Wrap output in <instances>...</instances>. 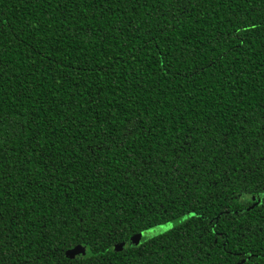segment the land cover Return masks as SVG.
<instances>
[{
  "label": "trees",
  "instance_id": "obj_1",
  "mask_svg": "<svg viewBox=\"0 0 264 264\" xmlns=\"http://www.w3.org/2000/svg\"><path fill=\"white\" fill-rule=\"evenodd\" d=\"M0 264H264V0H0Z\"/></svg>",
  "mask_w": 264,
  "mask_h": 264
},
{
  "label": "rangeland",
  "instance_id": "obj_2",
  "mask_svg": "<svg viewBox=\"0 0 264 264\" xmlns=\"http://www.w3.org/2000/svg\"><path fill=\"white\" fill-rule=\"evenodd\" d=\"M177 222H179V221L178 220H174V221H172L170 223H165V224H161V225L154 226V227H151L149 229H146V230L140 232L138 235H136L131 240L130 244L133 245V246L134 245H138V244L142 243L143 241L150 239L153 236L161 234L162 232L166 231L165 229L168 230L169 228H171L172 226L177 224ZM169 225L171 227H169Z\"/></svg>",
  "mask_w": 264,
  "mask_h": 264
},
{
  "label": "water",
  "instance_id": "obj_3",
  "mask_svg": "<svg viewBox=\"0 0 264 264\" xmlns=\"http://www.w3.org/2000/svg\"><path fill=\"white\" fill-rule=\"evenodd\" d=\"M114 249L116 251H119L122 249V245H117L114 247ZM67 256L70 259H81L83 256V247L78 245V246L74 247L73 249H70L69 251H67Z\"/></svg>",
  "mask_w": 264,
  "mask_h": 264
},
{
  "label": "snow or ice",
  "instance_id": "obj_4",
  "mask_svg": "<svg viewBox=\"0 0 264 264\" xmlns=\"http://www.w3.org/2000/svg\"><path fill=\"white\" fill-rule=\"evenodd\" d=\"M169 227H171V226L169 225ZM165 230H167V229H165Z\"/></svg>",
  "mask_w": 264,
  "mask_h": 264
}]
</instances>
